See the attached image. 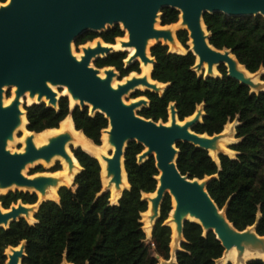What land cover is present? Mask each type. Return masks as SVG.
I'll use <instances>...</instances> for the list:
<instances>
[{"label":"trees","instance_id":"obj_1","mask_svg":"<svg viewBox=\"0 0 264 264\" xmlns=\"http://www.w3.org/2000/svg\"><path fill=\"white\" fill-rule=\"evenodd\" d=\"M6 0H0V4ZM180 12L172 8L161 10L160 24L172 25ZM203 22L209 34V44L217 50H227L251 74L264 71V18L229 16L223 13H204ZM124 35L119 25L103 32H87L74 41L79 47L94 39L114 44ZM180 44L188 50V32H176ZM155 62L151 79L166 88L162 94L145 90L134 98L145 97L148 106L138 115L153 122L166 123L168 106L175 105L178 119L191 116L197 106H203L202 120L192 127L196 134H221L226 124L237 121L235 139L228 148L233 158L220 154L216 163L208 151L188 142H178L176 166L182 176L202 180L211 177L206 190L219 210H225L228 222L237 231L256 225L255 233L264 237V92L254 93L248 85L228 74L224 64L218 66L217 76L198 75L194 71L195 56L170 53L168 47L157 43L150 48ZM125 52H113L97 58V69L113 68L118 79L132 72L139 73L137 61L125 65ZM264 82V73L261 76ZM27 130L41 133L56 129L70 116L77 131L101 144V133L108 127L103 114L90 115L87 107L70 109L62 96L58 109L44 103L24 106ZM144 150L141 144L129 142L124 153V168L129 189L124 190L116 204L109 202V193H102L101 168L98 161L80 148L71 151L81 166L71 187L58 190L59 201H43L34 214L35 223L25 219L0 228V264L8 247L25 243L22 264H159L158 259H170V227L165 220L171 210L170 197L165 196L160 215L153 226L151 241L146 242L141 214L147 210L142 194L156 189L158 171L153 157L139 163L137 156ZM38 168L36 172H41ZM74 188V189H73ZM20 201L35 204L36 194L22 191L0 196L2 208L8 209ZM184 241L175 253L172 264H216L224 253V246L213 231L204 234L202 227L190 221L183 225ZM231 264V263H227ZM248 264H264L253 259Z\"/></svg>","mask_w":264,"mask_h":264},{"label":"water","instance_id":"obj_2","mask_svg":"<svg viewBox=\"0 0 264 264\" xmlns=\"http://www.w3.org/2000/svg\"><path fill=\"white\" fill-rule=\"evenodd\" d=\"M163 8H172L183 13L187 22L188 39L192 38L194 43V51L187 50V52H191L194 56L198 55L201 64L204 62L208 65L216 64L217 67L221 64L227 67L228 54L231 52L215 49L209 44V36L208 45L212 49L208 48L201 29L203 25L207 32L203 22L204 13L219 12L237 17L259 14L264 18V0H11L9 6L0 8V182L16 181L32 185L34 181L21 175L22 166L36 158H47L63 151L64 138L42 150L29 146L24 154H11L4 148L5 140L15 126V116L19 110L18 102H13L8 108H2V87L17 86L18 96L27 89L31 92L40 90L41 95H46L51 102H54L55 95L45 84L46 81H50L67 86L72 94L79 98L78 106L83 108L90 104L94 114H103L108 120L115 149L114 152H109L111 158L107 161L117 176L120 173L121 159L124 167V153L129 142L134 141L143 147H148L146 159L142 162L153 157L158 176L161 172L160 185L158 186L157 183L155 189L160 196L159 207L166 195L170 197L165 190H172L178 201V207L188 204L202 224L209 227L204 230L200 223L195 222L202 227L204 234L212 231V228L219 224L221 233L214 232V234L222 243L232 236L223 230L212 211L213 205L217 209L218 207L206 190L211 178L206 181L205 192H202L195 183L199 179L182 176L176 166L178 157L176 144L188 142L196 146L199 142L198 138L189 135L184 127H177L174 124L167 126V123L153 122L139 116L138 111L148 106V103L145 106L144 101L131 105L124 104L122 96L143 80L128 82L114 90L110 86L112 77L116 75L114 69L107 72L105 80H101L98 77L100 69L89 66L93 56L105 53L106 57L113 52L101 47L88 50L80 62H77L69 52L70 44L84 33L103 32L122 23L129 31L130 45L135 46L136 55L144 58V41L147 38L165 35L164 32L153 29L157 17L160 21ZM107 24L112 26L106 27ZM97 58L100 57L97 56L95 60ZM228 70L231 77L241 81L236 77L233 69L228 68ZM58 102L59 99L55 109H58ZM137 107L140 108L135 110ZM196 123L198 122L191 124L189 130L199 135L192 131ZM102 193H109L110 199L109 190L102 189ZM16 217L15 211L6 214L0 212V224L10 220L8 228L12 222L21 219ZM185 221L189 220L182 222L181 234ZM0 228L4 227L0 226ZM222 245L225 250V244ZM24 256V251L23 255L14 252L9 264H17L18 257H21L20 264H22Z\"/></svg>","mask_w":264,"mask_h":264},{"label":"bare ground","instance_id":"obj_3","mask_svg":"<svg viewBox=\"0 0 264 264\" xmlns=\"http://www.w3.org/2000/svg\"><path fill=\"white\" fill-rule=\"evenodd\" d=\"M11 3V0H6L4 3L0 4V8H5L9 6ZM158 20L156 19L153 24V29L155 31L164 32L165 35L161 37H151L147 38L144 41V58H141L140 56L136 55V48L135 46L130 45V35L129 31L122 26V30H124L125 38H118L116 39V42L118 44V47H114V45L105 44L101 41V39H96L92 43H87L85 45L80 46V54H75L72 52V49H69L70 54L72 57L77 61L80 62L84 57L85 53L88 50H95L97 48H107L110 52H129V55L127 56V59L124 61L125 65L132 64L135 61H138L141 63V65L144 68H148L150 66L154 65V58L150 56L149 49L152 45L157 43H162L163 45L168 46L169 51L172 53H184L183 47L178 43L176 39L175 32L181 29L187 30V22L184 19L183 13H180V16L178 18V21L175 24L162 26L161 24L158 25ZM112 26V24H107L106 27ZM202 29V35L204 38V41L208 48L212 49L208 45V33L205 31L203 25H201ZM188 46L189 50L194 51V43L193 39H188ZM132 50V53L130 54V51ZM103 58L105 57V53H99L92 57L89 66L92 61L95 60L96 57ZM229 62H226V65L228 68L233 69V71L238 72L241 74L244 78V80H253L255 74L249 73L244 66L240 65L235 57L232 54H228ZM217 65L212 64L208 65L207 63H200L199 56H195V65H194V71L197 69H201L204 71L205 74H210L212 76H217ZM113 68H104L102 70H98V77L101 80H105L107 76V72L111 71ZM116 76V75H115ZM115 76L112 77L110 81V86L112 89L117 90L119 87L124 86L128 82L134 81V80H143L142 83L137 84L135 87L131 88L128 92L136 89H146L152 92H156L158 94H162L166 88V84H160L157 81H153L151 79L150 74L147 73L143 75H136L131 74L128 78H124L122 82H116L115 85H112V82L115 78ZM47 88L52 91L55 95L54 102L50 101V98H48L46 95H41L40 90H36L35 92H31L30 89L25 90V92L18 96V87L15 85H12V94L9 98H5L1 100V106L2 108H8L13 104V102H18V110L19 112L15 116V126L12 128L10 135L6 138L4 148L7 152H9L10 144H14L16 142L15 133L17 130L22 131V129H25L27 133L22 137L21 143L22 148L19 151V153H11V154H24L27 152L28 147L31 146L32 148L36 150H42L47 147H49L51 144L55 143L60 138H64V144H63V151L62 153H54L50 155L49 157H40L36 158L34 160L28 161L26 164H24L20 170L21 175L31 181H34L35 183L32 185H25L22 183H18L16 181H10L7 183L0 182V196L7 194L11 190H19L22 192H29L34 193L37 195L40 202L48 201V196L52 197H58V190L61 187H70L67 185L68 179H73L74 177L81 171V166L77 162L76 158L74 157L73 153L70 151L69 146H72V144L76 145V148H82L84 152L88 153L90 156L97 159L98 163L100 164L101 168V182H102V189L103 190H109L110 192V199L109 202L111 204H116L118 202V199L121 196V193L124 189H129V183L127 181V175L123 167L122 159L120 160V173L117 176V173L113 168L109 167L108 161L111 156L109 152H114V144H113V136L111 135V127L108 126L105 130L101 133V144L100 146H96L87 139L82 132L77 131L74 128L73 122H72V128L65 124L61 130L57 129H50L46 130L47 133L44 135V143L42 145H39L35 142L34 137L36 134L35 132H31L27 130V119H26V111L24 108L21 107V104L26 103L27 106H31L33 104H40L46 102V106L56 108V104L58 99V92L56 91V88L63 87V95L66 96L69 100V103H72V108L80 104V100L77 96H74L71 92V90L67 86L59 85L56 83H52L50 81L45 82ZM8 87V85L3 86V88ZM6 100L8 102L6 103ZM144 101L145 106L147 105L148 101L140 98L136 100H132L131 104H135L137 102ZM124 102V101H123ZM125 105H131L126 104ZM88 108L90 111V114L95 113L93 112L92 105L88 104ZM140 107H137L135 110H138ZM204 115V112L202 111L201 106H198L196 108L195 113L185 118L183 121H179L176 115V111L174 108V104H171L169 106V122L167 123V126H172L173 124L177 127H184L187 130V133L189 135L195 136V138H198L199 142L196 144V146H200L202 148H205L210 157L218 163V155L224 154L227 155L228 153H234L230 149H227V141L233 140V132H232V123H228L225 125L224 130L221 134L214 135V136H207L206 134L202 135H195L192 132H190L189 128L191 124L195 122H200L202 120V117ZM72 120V119H71ZM80 133L82 137H79L76 135V133ZM80 148V149H81ZM81 149V150H82ZM148 153V147H144L143 152L139 155V158L144 161L146 159L145 154ZM54 161H61L66 167V173H56V174H38L34 176H28L26 175V169L29 166H33L35 164L40 165L42 163L45 166H49ZM141 161V162H142ZM140 162V163H141ZM157 178L158 186L160 185V179H161V172L159 173V176ZM211 177H205L202 180L195 181L198 188L205 192V183L206 181ZM56 190V191H55ZM56 194H55V192ZM165 192L170 194L171 197V210L168 214V218L165 220V224L170 227L171 230V238H170V247L173 249H177L178 243L184 241V238L181 234V224L184 220H189L192 222H198L202 225L204 230L209 228L208 226H205L202 224V222L195 216L194 212L191 210L190 206L188 204L178 207V201L175 197V194L172 190L166 189ZM142 199L147 202V210L145 213L141 214V223L144 225V229L148 232L151 231L153 228L154 222L158 216L159 212V202H160V196L157 193V191H154L153 193L142 194ZM49 201H55V200H49ZM59 201V197H58ZM55 201V202H58ZM0 204V212L1 213H9L15 211L17 213L16 218H23L25 219L29 224H34V214L36 213L38 209V205H25L22 204L20 201H18L15 205H11L9 209H3L1 208ZM213 213L219 220L223 230L230 236H236L239 235L241 232L237 231L232 227V225L228 222L225 216V210H218L214 205L212 209ZM1 223L0 226L7 228L8 223ZM255 225L248 227L246 230L251 231V233L256 236L257 238H262L258 236L255 233ZM25 243L21 242L17 247H8L6 250V257L7 260L4 264H9L10 257L14 254V252H19L21 255H23ZM236 254L231 253H223L222 259L223 260H233L235 258ZM248 258H256L264 260V256L260 255L259 253L252 252L249 254ZM21 257L17 258V264H20ZM67 264V263H66Z\"/></svg>","mask_w":264,"mask_h":264},{"label":"rangeland","instance_id":"obj_4","mask_svg":"<svg viewBox=\"0 0 264 264\" xmlns=\"http://www.w3.org/2000/svg\"><path fill=\"white\" fill-rule=\"evenodd\" d=\"M157 20H158V22H157L158 25H160L159 17H157ZM119 26L122 29L121 24H119ZM123 32H125V31L123 30ZM175 35H176V32H175ZM69 49H72V52H79L80 51V46L76 47L74 45V43H71L70 46H69ZM93 63H94V61L91 62L90 66L95 68ZM227 71L229 73L228 68H227ZM196 73L198 75H203V76H205V75L207 76L209 74V73L205 74L204 71H202L201 69H197ZM234 73H235V75H237L236 77L241 79L242 82H244L245 84H247L249 86L251 92H254V93L264 92V82L261 81V76L264 73V71L262 69L260 71H258L257 73H255V76H254L253 80L251 79L250 81L249 80H244L243 76L241 74H239L238 72L234 71ZM218 75H219V73H218ZM115 78L118 79V73L117 72H116ZM115 83L116 82L114 81L113 84H115ZM56 91L58 92L59 96H61L62 92H63V87L61 86V87L56 88ZM143 91H145V90L136 89V90H132L130 92H127L125 95L122 96V100L126 104H131V101L133 99H135L134 96L137 94V92H143ZM11 94H12V86H8L6 88H3L2 91H1V100L5 99V98H9L11 96ZM24 106H27L26 103L21 104L22 108H24ZM201 108H202V111H203V106ZM88 113L90 114L89 108H88ZM90 115H94V113H92ZM231 123L233 124V127H232L233 140L227 141V145H226L227 149H229L228 147L231 144H234V143L238 142V140L235 139V128L238 125V123H237L236 120L234 122H231ZM22 136H23L22 131L17 130L16 133H15L16 142L14 144H10L9 152H11V153H19V151L22 148V143L20 141H17V140L18 139L21 140ZM73 148H75V146H69L70 151ZM227 156L233 158L235 156V153H228ZM137 161L138 162L142 161L139 158V155L137 156ZM61 167H62L61 161L53 162L49 166H45L43 164H41V165H33V166L27 167L26 175H32L34 173H42V172L56 174V173L60 172ZM38 168H42L41 172H36V170ZM14 191H19V190H11L9 192H14ZM170 202H171V197H170ZM159 215H160V207H159L158 216H157V218H156V220L154 222V225H155ZM255 228H256V225H255ZM142 229H143V231L145 233V236H146V242H150L151 241V232H152L153 228L151 229L150 232H148V231H146L144 229V225L142 224ZM212 231L215 232V233L216 232L217 233H221L219 224L214 226L212 228ZM222 244H225V246H226L225 250H224L225 253H227L228 255L231 254V253H235L236 256L231 261H229L227 259L223 260L222 257H221L219 260L216 261V264H227V263H231V264H248L251 260L256 259V258H248L249 254H251L252 252H256V253H259L260 255L264 256V237L257 238L249 230H244L239 235L229 237L227 239V241H225V242L223 241ZM169 248H170V259H169V261H164V260L159 258L158 259L159 264H172V263L175 262V253L177 252V250H180V243H178L177 249H174V248L172 249L170 247V245H169ZM6 260H7V257H6ZM62 264H66V262L63 261Z\"/></svg>","mask_w":264,"mask_h":264},{"label":"flooded vegetation","instance_id":"obj_5","mask_svg":"<svg viewBox=\"0 0 264 264\" xmlns=\"http://www.w3.org/2000/svg\"><path fill=\"white\" fill-rule=\"evenodd\" d=\"M120 38H124V39H126L125 38V34L122 36V37H120ZM97 39H99V38H97ZM116 39H118V38H116ZM177 39V38H176ZM94 40H96V39H94ZM93 40V41H94ZM93 41H91V42H88V43H92ZM102 41V40H101ZM178 41V40H177ZM103 42V41H102ZM104 43V42H103ZM178 43L180 44V42L178 41ZM87 44V43H86ZM106 44V43H105ZM114 44H115V46L114 47H118V44H117V42H116V40H115V42H114ZM114 44H110V45H114ZM162 44V43H161ZM85 45V44H84ZM181 45V44H180ZM182 46V45H181ZM168 47V46H167ZM183 47V46H182ZM183 49H184V53H176V54H185L186 52H187V50L183 47ZM168 50H169V48H168ZM188 50H189V46H188ZM75 54H80V51L79 52H74ZM125 53H127V56L129 55V52H125ZM132 53V50L130 51V54ZM151 56V55H150ZM153 58V57H152ZM126 59H127V57H126ZM125 59V60H126ZM124 60V61H125ZM138 62V61H137ZM138 64H139V69H140V72L139 73H136V72H132V73H130L128 76H126V77H124V78H128L131 74H136V75H138V76H140V75H143V74H145V73H147L148 75L149 74H151V71H152V68H153V66H150V67H148V68H144L142 65H141V63L140 62H138ZM104 69V68H103ZM100 70H102V69H100ZM218 71V70H217ZM124 78H122V79H116V78H114V80H113V82L115 81V82H122L123 81V79ZM154 81V80H153ZM113 82H112V85L114 86L115 84H113ZM159 83V82H158ZM160 84H162V83H160ZM164 85V84H163ZM141 90H146V89H141ZM64 91V90H63ZM61 96H64L63 95V92H62V95ZM61 96H59V94H58V97L60 98ZM140 98H143V99H145V100H147L145 97H137V98H135V99H133V100H136V99H140ZM68 99V98H67ZM148 101V100H147ZM8 102V100H6V103ZM68 103H69V100H68ZM44 104L46 105V102H44ZM27 105V104H26ZM171 105V104H170ZM169 105V106H170ZM72 103H69V107L70 108H72ZM169 106H168V110H167V112H168V119H167V122L166 123H168L169 122ZM198 107V106H197ZM196 111V110H195ZM195 113V112H194ZM193 113V114H194ZM192 114V115H193ZM191 115V116H192ZM190 117V116H189ZM180 121V120H179ZM65 124H67V125H69L71 128H72V120H71V117L70 116H67L66 118H65V120L63 121V122H61L60 124H59V127L58 128H56L58 131L59 130H61L62 128H63V126L65 125ZM27 133V131L25 130V129H22V134H23V136L25 135ZM47 133V131L45 130V131H43V132H41V133H38V134H36L35 135V137H34V140H35V142L37 143V144H39V145H42L43 143H44V135ZM76 133V135H78L79 137H82L83 138V136L80 134V133H77V132H75ZM22 136V137H23ZM17 141H20L21 142V140L20 139H18ZM23 146V145H22ZM72 146H75V148H76V145L75 144H72ZM81 148V147H80ZM82 149V148H81ZM83 150V149H82ZM84 151V150H83ZM54 162H56V161H54ZM42 163H40V165H41ZM35 165H37V164H35ZM61 165H62V167H61V170H60V172L59 173H61V174H65L66 173V170H67V167L61 162ZM26 174V173H25ZM38 174H52V173H45V172H42V173H34V174H32V175H28V176H34V175H38ZM72 179H68L67 180V185L68 186H72ZM56 191V190H55ZM54 191V192H55ZM55 194H56V192H55ZM36 197H37V195H36ZM48 199L49 200H55V201H58V197H57V195H56V197L54 198V197H52V196H48ZM40 201H39V199H38V197H37V202L35 203V204H37L38 206L40 205ZM23 204V203H22ZM13 205H15V204H13ZM25 205H34V204H25ZM4 209V208H3ZM9 209V208H8ZM34 221H35V219H34ZM7 250V249H6ZM6 250H5V252H4V254L6 253ZM6 256V255H5Z\"/></svg>","mask_w":264,"mask_h":264},{"label":"crops","instance_id":"obj_6","mask_svg":"<svg viewBox=\"0 0 264 264\" xmlns=\"http://www.w3.org/2000/svg\"><path fill=\"white\" fill-rule=\"evenodd\" d=\"M202 107V105H200ZM67 263V262H66ZM68 264V263H67Z\"/></svg>","mask_w":264,"mask_h":264}]
</instances>
